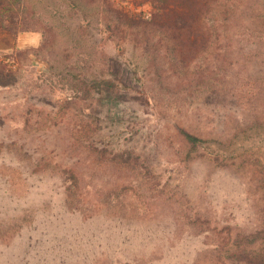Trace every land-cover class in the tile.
<instances>
[{"label":"rangeland","instance_id":"374dc122","mask_svg":"<svg viewBox=\"0 0 264 264\" xmlns=\"http://www.w3.org/2000/svg\"><path fill=\"white\" fill-rule=\"evenodd\" d=\"M140 1L1 15L0 264H248L231 252L264 228V0H218L217 48L172 68L134 36ZM102 78L118 87L85 88Z\"/></svg>","mask_w":264,"mask_h":264},{"label":"trees","instance_id":"16d2710c","mask_svg":"<svg viewBox=\"0 0 264 264\" xmlns=\"http://www.w3.org/2000/svg\"><path fill=\"white\" fill-rule=\"evenodd\" d=\"M100 1L101 3L104 2L102 5L107 6L106 0ZM140 2L147 3L150 11L147 12V17H144V14L131 16V27L134 36L147 38L144 39V41L147 40V55L151 59L156 57H160L162 60L168 59L171 68L174 67V63L177 61L172 60L174 57L178 58V54L183 48L191 52L198 51V53L207 51L209 47L210 50L213 47L217 48L215 41L226 29L227 17L225 15L229 7H226L227 4L224 2L219 1L220 3H218V0H141ZM216 4L222 5L220 7H222L223 12L220 13L221 18L213 23L210 22L209 11ZM14 10L13 0H0V17L1 15L5 17L12 16ZM114 11L117 13L119 20H127L130 16L119 9ZM124 71L125 69L118 68L114 72L113 80L120 82L119 85L125 84ZM107 82L111 81L102 78L94 84L89 82L90 85H88L86 81L84 84L87 90L93 88L96 92L105 93L112 92L118 87L115 84H107ZM181 133L185 142L193 149L198 148L206 140L186 130H181ZM229 157L233 159L234 155L230 153ZM68 174L70 175V183L65 186V190L72 196L77 192L80 175H78L74 166L69 168ZM257 240L264 241V228L243 236L241 241L235 243L236 247L231 252V256L240 257L248 264H264V246L261 244L257 247H251Z\"/></svg>","mask_w":264,"mask_h":264}]
</instances>
